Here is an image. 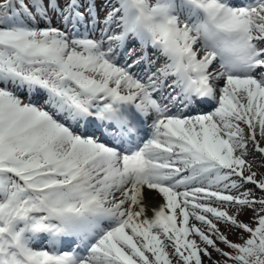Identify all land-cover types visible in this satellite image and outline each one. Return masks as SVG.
Wrapping results in <instances>:
<instances>
[{
  "label": "snow or ice",
  "instance_id": "obj_1",
  "mask_svg": "<svg viewBox=\"0 0 264 264\" xmlns=\"http://www.w3.org/2000/svg\"><path fill=\"white\" fill-rule=\"evenodd\" d=\"M257 160L264 0H0V264H264Z\"/></svg>",
  "mask_w": 264,
  "mask_h": 264
},
{
  "label": "rangeland",
  "instance_id": "obj_2",
  "mask_svg": "<svg viewBox=\"0 0 264 264\" xmlns=\"http://www.w3.org/2000/svg\"><path fill=\"white\" fill-rule=\"evenodd\" d=\"M56 21V22H59V20L58 19H56V18H54L53 19V21ZM43 21V20H42ZM44 23V21L43 22H41L40 21V24H41V26H42V24ZM259 164H260V161L259 160H257L255 163H254V170H256V171H258V172H260V171H264V168H261V167H259ZM159 200H160V198H159ZM245 219H247V217H245ZM230 239H237V236H236V234L235 233H230ZM38 246H40V245H38Z\"/></svg>",
  "mask_w": 264,
  "mask_h": 264
},
{
  "label": "bare ground",
  "instance_id": "obj_3",
  "mask_svg": "<svg viewBox=\"0 0 264 264\" xmlns=\"http://www.w3.org/2000/svg\"><path fill=\"white\" fill-rule=\"evenodd\" d=\"M148 195H149V198H150V203L155 204V203H159L160 202L159 197L156 196L155 193H149Z\"/></svg>",
  "mask_w": 264,
  "mask_h": 264
}]
</instances>
